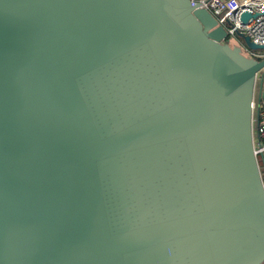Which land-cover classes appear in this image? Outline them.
Wrapping results in <instances>:
<instances>
[{
    "label": "water",
    "instance_id": "95a60500",
    "mask_svg": "<svg viewBox=\"0 0 264 264\" xmlns=\"http://www.w3.org/2000/svg\"><path fill=\"white\" fill-rule=\"evenodd\" d=\"M226 35L191 0H0V264H264V58Z\"/></svg>",
    "mask_w": 264,
    "mask_h": 264
},
{
    "label": "built area",
    "instance_id": "2783aa9c",
    "mask_svg": "<svg viewBox=\"0 0 264 264\" xmlns=\"http://www.w3.org/2000/svg\"><path fill=\"white\" fill-rule=\"evenodd\" d=\"M191 3L211 12L217 20V25L226 30L227 35L223 40L224 43L235 45L249 58L256 60L264 58V51L249 49L239 36L242 33L249 36L255 44L264 45V0H191ZM244 13L250 14L246 23L242 21ZM257 102L258 98H254L251 124L255 152L259 161L260 158L262 159L261 173L264 183V113L259 108L255 113Z\"/></svg>",
    "mask_w": 264,
    "mask_h": 264
},
{
    "label": "crops",
    "instance_id": "0c3cea01",
    "mask_svg": "<svg viewBox=\"0 0 264 264\" xmlns=\"http://www.w3.org/2000/svg\"><path fill=\"white\" fill-rule=\"evenodd\" d=\"M254 98H258L257 108L256 112H258V108L261 112L264 113V78H263V73H260L258 76L257 84H256V90H255V95Z\"/></svg>",
    "mask_w": 264,
    "mask_h": 264
},
{
    "label": "rangeland",
    "instance_id": "374dc122",
    "mask_svg": "<svg viewBox=\"0 0 264 264\" xmlns=\"http://www.w3.org/2000/svg\"><path fill=\"white\" fill-rule=\"evenodd\" d=\"M231 44H234V43H231ZM233 47H236L235 45H233ZM244 54H246L245 52H243ZM247 55V54H246Z\"/></svg>",
    "mask_w": 264,
    "mask_h": 264
},
{
    "label": "trees",
    "instance_id": "16d2710c",
    "mask_svg": "<svg viewBox=\"0 0 264 264\" xmlns=\"http://www.w3.org/2000/svg\"><path fill=\"white\" fill-rule=\"evenodd\" d=\"M262 163V159L260 158V164Z\"/></svg>",
    "mask_w": 264,
    "mask_h": 264
}]
</instances>
